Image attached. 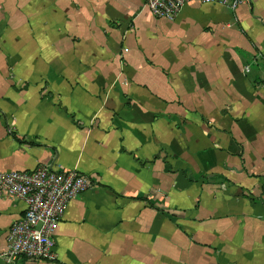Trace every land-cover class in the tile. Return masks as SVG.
Segmentation results:
<instances>
[{"label":"crops","instance_id":"0c3cea01","mask_svg":"<svg viewBox=\"0 0 264 264\" xmlns=\"http://www.w3.org/2000/svg\"><path fill=\"white\" fill-rule=\"evenodd\" d=\"M39 164L92 186L16 264H264V0H0V170Z\"/></svg>","mask_w":264,"mask_h":264},{"label":"built area","instance_id":"2783aa9c","mask_svg":"<svg viewBox=\"0 0 264 264\" xmlns=\"http://www.w3.org/2000/svg\"><path fill=\"white\" fill-rule=\"evenodd\" d=\"M187 1L190 0H144V4L153 15L172 19ZM198 1L235 9L245 0ZM91 186L90 177L76 168L55 169L39 164L31 170H0V196H15L25 204L23 213L8 227L0 264H16L21 255L55 259L53 233L66 205Z\"/></svg>","mask_w":264,"mask_h":264}]
</instances>
